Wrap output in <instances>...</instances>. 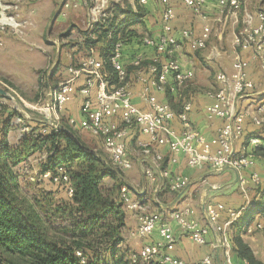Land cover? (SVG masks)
Masks as SVG:
<instances>
[{
	"label": "built area",
	"instance_id": "1",
	"mask_svg": "<svg viewBox=\"0 0 264 264\" xmlns=\"http://www.w3.org/2000/svg\"><path fill=\"white\" fill-rule=\"evenodd\" d=\"M148 1H158L164 6L162 12V26L164 31L169 28L170 22L174 18V11L168 0H139L140 4ZM195 16L206 19L202 13V6L206 0H182ZM242 0H217L220 13L226 11L228 14L238 18L237 13L241 8ZM85 29L91 30L93 25L104 22L107 18V0H77L62 2V10L76 9L80 4H89ZM20 0H0V33L6 30L19 32L21 22L17 21L20 9ZM227 14L224 15V17ZM254 19L257 24L253 25ZM182 38L189 41L194 50L206 48L208 32L204 31L198 37H192L191 32L184 30ZM141 43L154 48L158 54L165 56L162 61L158 56L153 58L145 67V73L139 75L138 80L143 84L144 91L142 99L145 108L139 109L132 104V92L127 73L120 62L122 44L116 43L113 53L109 58L110 65L116 73V83L110 81V74L104 69V64L100 58L93 55H86L78 64L66 68V77L54 87H48L45 94V102L34 108L40 116H36L37 121L46 126L60 128L61 113L66 103L71 101L78 93L82 97L81 113L82 119L69 118L68 125L71 128H80L100 142L102 150L107 155L111 165L117 170L124 172L131 168V160L126 151V137L129 131L137 128L141 134L148 137L149 142L138 144L141 153L151 162L152 169L146 168L145 175L154 184V189L163 188L164 181H168V186L173 192H181L188 185L186 177L173 176L161 168L163 156L152 149L150 144L166 146L171 155L170 161L176 162L179 155H183L189 168L203 169L205 167L212 170L230 168L240 174L244 170L252 167L253 152L248 148H258L261 146V139L258 136H250L246 147L240 151L234 150V142L242 137L244 124L247 119L250 123L260 128L264 125V98L255 102L253 109L251 105L246 108L241 107L246 95L253 90L254 84L247 76L248 64L244 61L238 50H251L252 59H261L264 62V12H258L255 17L244 11L242 16V28L233 36L232 45L234 50L231 61V72H218L214 76L216 87L207 92L211 100L209 106V116L223 120L222 126L218 129L214 141V147L201 134L194 130L188 120L191 111V103L183 104L181 110L174 111L167 103L158 102L155 95L150 92H164L166 77L171 76L174 86H183L184 82L191 78V74L181 71L179 62L173 56L178 47V42L172 36L162 33L156 39L144 37ZM2 43L0 41V47ZM219 55L215 47L211 48L208 59H215ZM140 62H136L138 66ZM83 78L80 87L76 86V81ZM10 87L0 80V89L7 97ZM171 88H174L171 86ZM0 104V114L2 112ZM252 109V110H251ZM119 123L109 122L110 119H117ZM29 115L17 112L11 120L10 126L18 129L20 137L29 134L32 127L27 123ZM173 120H177L181 126V131L177 133L171 125ZM47 127L41 130L45 134ZM248 147V148H247ZM38 180L51 181L54 184H66L68 176L63 167H58L56 174L47 171L40 173ZM251 181L257 183V174H252ZM241 187L245 184V179L239 177ZM67 197H71L72 188L67 186ZM120 199L129 211L141 212L138 218V226L135 231L136 237L146 238L157 230L159 240L142 246L138 251L128 255L132 264H188L184 260L172 255L175 249L176 237L173 234L169 223L162 219L161 212L146 211V204H141L133 200L130 191L122 187ZM205 222L195 218L193 206L186 201L168 213L170 219L176 224L180 232L196 245H204L206 235L209 230L220 235L218 239V249L222 250V264H231V246L225 234V226L230 222L220 223V213L225 211L224 205L208 203L205 208ZM230 217L237 218L239 215L229 213ZM261 224L254 223L245 227V231L252 233L261 229ZM76 256L81 254L76 252ZM213 256L207 255L193 264H213ZM81 263L85 259L81 258ZM243 264H248L243 262Z\"/></svg>",
	"mask_w": 264,
	"mask_h": 264
},
{
	"label": "crops",
	"instance_id": "2",
	"mask_svg": "<svg viewBox=\"0 0 264 264\" xmlns=\"http://www.w3.org/2000/svg\"><path fill=\"white\" fill-rule=\"evenodd\" d=\"M77 1V0H66ZM174 11V18L169 24L167 31H164L162 26V12L164 6L158 1H148L146 4H140L139 0H107V18H116V24L128 16L131 12L132 16H136L138 9H141L140 17L133 20L132 25L128 27L132 34L127 38L126 42L122 45L120 62L127 73V79L130 82L132 92V104L139 109H144L145 102L142 99V92L144 91L143 84L138 80L141 73H145L146 65L156 56L164 61L165 56L158 54L154 48L143 45L140 39L149 37L156 39L159 35L172 36L178 42V47L173 53V56L179 62L181 71L185 74H191V78L186 80L183 86H174V81L171 76L166 77V85L164 92L157 93L153 89L150 90L155 95L158 102L167 103L173 110H181L183 104L186 102L191 103V111L188 114V120L191 127L208 140L214 147V141L218 129L222 126L223 120L209 116V106L211 100L207 96V92L216 87L214 76L218 72H231V61L234 54L232 45L234 29H238L239 23L242 24V15L235 19L232 15L224 17L220 13L217 0H206L202 6V13L206 19L195 16L193 12L183 4L182 0H168ZM247 0L241 2V8L245 11L246 3L252 5V1ZM62 2L59 3L58 8L54 12L45 32V39L47 44L55 46L57 54H62V61L64 65L71 66L78 64L86 55H93L100 58L101 49L100 44L91 47H85L83 37L79 38L78 49L71 48V51L65 50V47L60 48L61 31L67 28L71 34L74 32L72 27H80L85 29L86 18L88 13L87 5L80 4L76 9L69 8L62 10ZM248 3V4H249ZM264 2H258V7L255 10L248 11L249 14L255 15L261 12L260 8ZM25 5V4H24ZM90 5V3H89ZM43 7V6H42ZM28 12H34V8L29 6L23 7ZM31 9V10H30ZM243 11V12H244ZM26 14V16L29 14ZM264 12V11H263ZM23 15V14H22ZM48 15V14H46ZM44 14L42 18H45ZM229 17V18H228ZM39 18V17H38ZM61 18L60 22L56 20ZM229 21H228V19ZM41 19V17H40ZM24 20L23 18L21 21ZM20 21V20H19ZM228 24V25H227ZM257 24L254 19L253 25ZM50 27V28H49ZM51 27L58 28V32L53 33L50 37L49 32ZM50 29V30H49ZM187 30L191 32L192 37H198L204 31L208 32V40L206 48L203 50H194L189 44L187 39L182 38V31ZM226 30L230 31L225 38ZM54 35V36H53ZM73 35V34H72ZM70 37V36H69ZM222 44L225 49L220 51L218 46ZM215 47L219 55L215 59H208L211 48ZM239 52L241 58L247 62V76L254 84V88L250 91L244 101L241 102V107L245 108L249 105L264 98V62L261 59H252L251 50H236ZM68 53V54H67ZM73 55V56H72ZM214 60V61H213ZM136 62H140L136 65ZM145 63V64H143ZM128 71V72H127ZM67 75L66 69L62 74V79ZM83 83V78L76 81V86L80 87ZM173 86L174 88H171ZM82 97L76 93L71 101L63 107L61 118L66 122L69 118L76 120L82 119L81 113ZM119 123L117 119H110L109 122ZM172 128L179 133L181 126L177 120L171 122ZM15 129V128H13ZM75 132L79 135L80 139L85 142L92 149H97L100 146L98 139L94 138L89 132L82 130L78 127L74 128ZM17 131V130H15ZM19 132V130L17 131ZM250 136H258L261 139V146L252 148L249 146L248 150L253 152L254 165L242 173L238 174L233 170L220 169L212 170L210 168L195 169L189 168L186 164V159L183 155H179L176 162L170 161V153L166 146H157L153 143L150 144L151 148L161 153L163 156L162 169L166 170L171 177L180 176L186 177L188 180L187 187L180 193L173 192L168 186V181H164L163 188L159 190L154 189V184L145 175L146 168H151L152 165L148 158L144 157L138 146L140 143L149 142L147 136L140 133L137 128L129 131L126 137V151L131 160V168L128 173V185L130 186V196L133 200L139 201L141 204H150V199L155 204L154 207L160 208L162 219L169 223L172 228L173 234L176 237L175 249L172 255L184 260L188 264H193L207 255L213 256V264H222L223 253L218 249V239L220 235L213 230H209L206 235V242L204 245H196L187 239L178 229L176 224L170 219L168 213L175 208L181 206L183 201L189 202L194 208L193 216L205 222V206L210 204L220 203L224 205L225 211L220 213V223L225 224V234L231 246L230 263L243 264V260L237 257L233 252L234 245L231 243L232 237L238 235L242 241L251 249L256 260L264 264V208L262 211L259 209L261 195L264 193V128H257L253 126L249 119L245 121L244 133L242 137L234 142V150L240 151L246 147L248 138ZM18 141L20 134H18ZM17 141V142H18ZM15 142L14 144H16ZM95 146H97L95 148ZM102 148V147H101ZM104 152V151H103ZM127 171V170H126ZM125 172V171H124ZM252 174H257L258 181L254 183L250 177ZM239 177L245 179L244 186L241 187ZM46 182V181H44ZM141 186V190L137 187ZM150 189L152 194H150ZM54 190V188H53ZM57 198L64 197V194H55ZM179 198L175 201V199ZM160 199V201H159ZM175 201V202H174ZM174 202V203H173ZM173 203V204H172ZM171 205L169 208L164 206ZM238 214L237 218L230 217L229 213ZM141 212L129 211L125 213L126 231L125 241L127 234L131 238L136 237L135 231L138 226V218ZM252 215V223L261 224V229L255 230L252 233L245 231L244 224L246 217ZM140 246L137 251L144 245L156 242L159 240L157 230H154L151 235L146 238H139Z\"/></svg>",
	"mask_w": 264,
	"mask_h": 264
},
{
	"label": "trees",
	"instance_id": "3",
	"mask_svg": "<svg viewBox=\"0 0 264 264\" xmlns=\"http://www.w3.org/2000/svg\"><path fill=\"white\" fill-rule=\"evenodd\" d=\"M140 10L136 16L128 12L117 24L116 18H108L94 24L91 30L84 29L85 47L100 44V59L112 83L117 79L109 58L115 44L123 45L132 34L128 27L140 17ZM60 126L54 129L39 122L34 126L37 129L21 137L13 147L6 142L4 131L0 132V264H132L128 257L118 256L115 248L122 241L127 210L119 200L121 188L126 186L121 175L109 159L83 142L67 121L61 119ZM44 127L47 131L42 134ZM38 152H46L49 157L40 173L56 174L57 168L63 167L68 182L54 184L47 180L50 191L31 201L18 196L12 170ZM107 177L117 181L111 190L103 188ZM67 186L72 188L70 198ZM56 187L62 189L64 197L55 196ZM261 196L260 211L264 208V193ZM251 219L252 215L246 217L244 228L252 223ZM52 230L62 237L52 235ZM231 243L238 258L248 264H261L238 235L232 237ZM100 247L109 251L107 262L97 254Z\"/></svg>",
	"mask_w": 264,
	"mask_h": 264
},
{
	"label": "rangeland",
	"instance_id": "4",
	"mask_svg": "<svg viewBox=\"0 0 264 264\" xmlns=\"http://www.w3.org/2000/svg\"><path fill=\"white\" fill-rule=\"evenodd\" d=\"M60 1L61 0H20L21 4L19 16L17 18V21L20 20L21 22L20 31L15 32L8 29L4 33H0V41L2 43L0 47V80L10 87L8 94L12 97V99H0V104H2V112L0 114V132L4 131L6 142L11 147H13L14 143L18 141V134H20V132H17L18 129H13L10 126L11 118L9 117V112H11L13 116L17 114V112L28 114L29 119H27V123L32 127V130L37 129L34 126L39 123L36 116H40V114L32 107L39 108V106L45 102L47 88H52L62 81V74H64L65 69L68 67L67 65H64L65 61H62L63 55L57 54L56 47L54 45H48L49 43L47 44L45 39V32L48 29L47 26L54 12L58 8ZM243 1L246 2L247 0ZM251 1L252 5H250L249 2V4L246 3L247 6L244 8L246 12L257 9L259 1L264 2V0ZM24 4L26 6H29L30 4L31 7L34 8L33 10L35 13L28 11L29 14L26 16L28 12L26 11L27 9L23 10V7H25ZM86 5L89 7V4ZM262 5L263 6L260 8L264 11V3H262ZM243 11L244 10L240 8L237 15H242L244 13ZM44 14L48 15H46L45 18H42ZM225 14L229 16L231 13L228 14L224 11L223 15ZM22 18L24 20L21 21ZM60 20L61 18H58L56 22L59 23ZM52 28L53 27H51V29ZM237 28L238 29L233 30L234 34H237L241 30L242 24L239 23ZM72 30L74 31L72 33L73 35L70 30L67 31V28L61 31L63 34H61L60 37L63 39V42L59 43V49L65 47V50H69V52L72 47L78 49L77 46L79 44V38L83 36L84 30L80 27H72ZM55 32H58V28L52 29L48 33L49 37L53 33L55 34ZM228 32L230 35L229 30H226L225 34H223L225 38L227 37L226 34H228ZM53 38L50 37V39ZM218 48L220 51H224L225 49L222 44H220ZM255 106L256 103L252 105V108L254 109ZM262 117L264 119V114ZM6 122H8V125ZM4 126H6V128ZM260 128L263 129L264 125ZM96 147L97 146H95V148ZM97 151L108 159L101 147H98ZM47 155L48 154L46 152L35 153L22 163L18 164L16 168L12 170L15 172L14 174L17 182L16 192L19 197L31 201L34 198L38 200L43 198L47 191H50L51 186L48 182L38 180L45 163L49 161V157ZM115 171L121 175L122 181L126 185V189L130 191L131 188L127 183L129 180V170L125 172ZM116 182V180L107 177L103 181V188L111 190ZM137 190H141V186L137 187ZM54 192H56V194H64L62 189L59 187H56ZM150 194H152L151 189ZM119 200L122 203L120 197ZM55 201L59 202L57 199ZM154 205L155 204L150 199V204L146 203V211H157ZM125 228L122 231V241L115 245L117 255L123 256L124 259H126L130 253L136 252L141 243L140 239H137L136 237L131 238L128 234L127 240L125 241V237H123L126 233V231H124ZM52 235L62 237L61 233L54 230H52ZM97 254L103 262H107L109 260V251L106 247H100Z\"/></svg>",
	"mask_w": 264,
	"mask_h": 264
},
{
	"label": "water",
	"instance_id": "5",
	"mask_svg": "<svg viewBox=\"0 0 264 264\" xmlns=\"http://www.w3.org/2000/svg\"><path fill=\"white\" fill-rule=\"evenodd\" d=\"M0 96H2V97H7L6 93H5L3 90H1V89H0ZM224 169H228V170H230V168H228V167H226V168H224ZM178 198H179V196L175 199V201H176ZM175 201H174V202H175ZM174 202H173V203H174ZM173 203H172V204H173ZM169 206H171V205L164 206V208H169Z\"/></svg>",
	"mask_w": 264,
	"mask_h": 264
}]
</instances>
